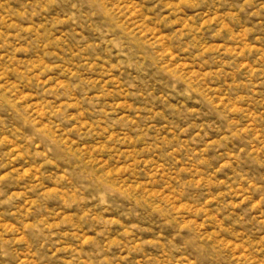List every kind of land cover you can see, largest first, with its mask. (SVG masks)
<instances>
[{"label":"clouds","instance_id":"1","mask_svg":"<svg viewBox=\"0 0 264 264\" xmlns=\"http://www.w3.org/2000/svg\"><path fill=\"white\" fill-rule=\"evenodd\" d=\"M0 264H264V0H0Z\"/></svg>","mask_w":264,"mask_h":264}]
</instances>
